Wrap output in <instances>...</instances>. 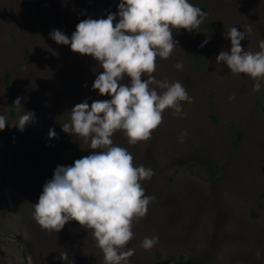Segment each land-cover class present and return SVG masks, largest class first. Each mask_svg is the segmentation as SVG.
Segmentation results:
<instances>
[{"label": "rangeland", "instance_id": "1", "mask_svg": "<svg viewBox=\"0 0 264 264\" xmlns=\"http://www.w3.org/2000/svg\"><path fill=\"white\" fill-rule=\"evenodd\" d=\"M119 3L0 0V114L12 125L0 132V264H104L90 230L70 221L59 233H49L32 213L55 169L93 152L62 131L61 117L85 100L90 107L110 99L92 89L103 71L97 62L58 45L50 33L60 30L70 38L82 20L110 13L118 23ZM189 3L207 15L191 33L173 29L177 45L169 59L157 57L153 75L180 82L192 102H181L178 115L165 110L147 141L132 146L123 132L113 136L135 166L154 171L142 182L154 199L146 216L133 222L129 264H264V84L253 92L252 79L216 63L221 51L230 52L233 27L246 33L242 48L260 50L264 0ZM10 95L35 114L22 132L14 126L21 115L14 103L9 112ZM181 133H186L182 142ZM145 237L158 238L151 250L141 246ZM61 252L68 261L59 259Z\"/></svg>", "mask_w": 264, "mask_h": 264}, {"label": "clouds", "instance_id": "2", "mask_svg": "<svg viewBox=\"0 0 264 264\" xmlns=\"http://www.w3.org/2000/svg\"><path fill=\"white\" fill-rule=\"evenodd\" d=\"M206 15L189 0H120L118 23H114L117 15L110 13L106 19L82 20L70 38L60 30L50 33L58 45L70 46L73 53L97 62L103 71L92 89L110 99L93 101L90 107L85 100L61 117L62 131L88 144L93 152L71 166H58L45 183L32 213L42 229L56 234L75 221L90 230L104 264H129L134 250L126 246L134 238L133 222L146 216L154 199L145 194L142 182L150 180L154 171L135 166L131 153L114 144L113 136L123 132L132 146L147 141L163 122L165 110L178 115L183 111L181 102H192L180 82L157 80L153 73L157 57L169 59L177 45L173 29L191 33ZM245 37V32L231 28L230 52L221 51L216 63L226 65L232 74L252 79V91L259 92L264 84V40L259 51L251 52L241 46ZM174 67L181 70L183 64ZM126 78L129 83H123ZM13 103L21 113L14 126L22 132L34 122L35 114L23 110L20 97ZM6 125L12 126L0 114V132ZM184 136L181 133V142ZM55 137V130L50 129L49 139ZM157 242L158 238L145 237L141 246L151 250ZM59 259L68 261L67 252H61Z\"/></svg>", "mask_w": 264, "mask_h": 264}, {"label": "trees", "instance_id": "3", "mask_svg": "<svg viewBox=\"0 0 264 264\" xmlns=\"http://www.w3.org/2000/svg\"><path fill=\"white\" fill-rule=\"evenodd\" d=\"M105 5H106V7L108 8V12H111L112 11V9H113V5H112V3L111 2H109V1H107L106 3H105ZM4 81L5 82H7V73H5V75H4ZM8 107H9V112H10V114H12V112H13V99H12V96L10 95V97H9V105H8ZM240 139V134L237 132L236 134H235V143L238 141ZM1 181L3 180V175H1Z\"/></svg>", "mask_w": 264, "mask_h": 264}]
</instances>
